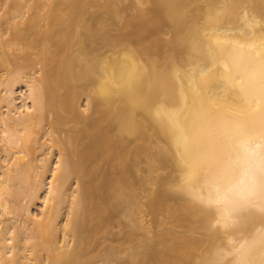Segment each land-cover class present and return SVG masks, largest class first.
Segmentation results:
<instances>
[{"label": "bare ground", "instance_id": "1", "mask_svg": "<svg viewBox=\"0 0 264 264\" xmlns=\"http://www.w3.org/2000/svg\"><path fill=\"white\" fill-rule=\"evenodd\" d=\"M0 1V264H264V0Z\"/></svg>", "mask_w": 264, "mask_h": 264}, {"label": "rangeland", "instance_id": "2", "mask_svg": "<svg viewBox=\"0 0 264 264\" xmlns=\"http://www.w3.org/2000/svg\"><path fill=\"white\" fill-rule=\"evenodd\" d=\"M125 4H128L129 5V8H128V10H127V12H126V14L127 15H136V10L130 5V0H127L126 2H125ZM146 7H149V5H146ZM3 7H2V1H0V25H1V29L2 30H4L5 28H6V24L4 23V19H3V14H4V10L2 9ZM161 39H165V38H167L168 37V28L167 27H163L162 28V31H161V33L158 35ZM8 36H5L4 38H7ZM45 124H46V122L44 121L41 125H40V127L38 128V131H39V134H38V136H37V138L41 135V133H42V131L44 130V128H45ZM113 221V220H112ZM111 221V222H112ZM114 222L116 223V225L118 224V225H120L119 224V221H118V219H114ZM114 222H112V226L114 227L115 225V223ZM119 227V226H118ZM117 226L116 227H114L113 229H112V232H117L118 230H120L119 228H122V226L121 227H119L118 228ZM111 229V228H110ZM123 230V229H122ZM121 230V231H122ZM121 231H118V232H121ZM111 232V233H112ZM99 237V236H98ZM113 237H115V236H112V238ZM110 238H111V235L109 236V241H110ZM116 238V237H115ZM98 239V238H97ZM99 239H101V236L99 237ZM102 240V239H101ZM101 240H99V241H101ZM103 242H104V246L103 247H106L107 245H109V241H104V240H102ZM107 244V245H106ZM95 246H96V244H94V251H99V249H96L95 248ZM92 249V248H91ZM96 253V252H95Z\"/></svg>", "mask_w": 264, "mask_h": 264}]
</instances>
